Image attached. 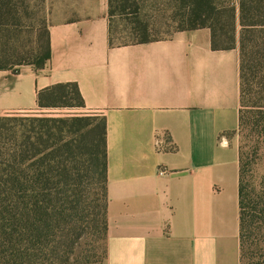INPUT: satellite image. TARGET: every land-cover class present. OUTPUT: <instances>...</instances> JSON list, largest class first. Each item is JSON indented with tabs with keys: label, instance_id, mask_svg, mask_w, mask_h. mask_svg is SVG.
Listing matches in <instances>:
<instances>
[{
	"label": "crops",
	"instance_id": "1",
	"mask_svg": "<svg viewBox=\"0 0 264 264\" xmlns=\"http://www.w3.org/2000/svg\"><path fill=\"white\" fill-rule=\"evenodd\" d=\"M28 2L50 58L0 70V118H105L103 264H240L238 47L213 49L207 28L110 46L108 0ZM60 84L84 106L40 108L38 93Z\"/></svg>",
	"mask_w": 264,
	"mask_h": 264
},
{
	"label": "trees",
	"instance_id": "2",
	"mask_svg": "<svg viewBox=\"0 0 264 264\" xmlns=\"http://www.w3.org/2000/svg\"><path fill=\"white\" fill-rule=\"evenodd\" d=\"M130 0H108V43L158 39L162 21L181 31L207 28L213 49H239L240 264H264V0H171L169 15L138 16ZM135 7V9H134ZM129 17L117 40V17ZM18 9L0 0V70L19 49L3 41ZM239 25V37L237 26ZM183 26V27H182ZM44 40L23 49V64L43 68ZM225 38V39H223ZM227 40L228 44L220 42ZM132 41V42H129ZM40 108L83 107L75 84L38 93ZM106 120L95 115L0 118V264H103L107 234ZM85 233V235H84Z\"/></svg>",
	"mask_w": 264,
	"mask_h": 264
},
{
	"label": "rangeland",
	"instance_id": "3",
	"mask_svg": "<svg viewBox=\"0 0 264 264\" xmlns=\"http://www.w3.org/2000/svg\"><path fill=\"white\" fill-rule=\"evenodd\" d=\"M13 5L16 6L18 9V17L19 22H17L16 27L10 26V28H6L2 33L4 35L3 41H8V44L11 47H17L19 49V54L15 55L9 60H7V64L10 67H17L18 63H22L23 59L25 58L23 54V49L31 48V46H34L37 42L44 40V32L45 27L42 23V12L39 7L36 6V4L31 5L29 4L28 0H12ZM130 3L136 4L135 7L138 9L137 13L140 17H145V19L153 21L155 17H161V15H169V9L171 7V0H130ZM134 7V9H135ZM117 22V40H115V44L121 43V42H127L125 40L119 39L122 36H125L126 34H121L124 31H127L125 29L126 25L129 24V17L126 18L123 17H117L115 18ZM183 27V26H182ZM181 28H174L173 26L166 25L164 21H162L161 25L156 26L150 33V37L153 39H163V38H170L173 37L176 33L180 31ZM239 31L240 27L237 26V36L239 37ZM225 39V38H223ZM1 41V40H0ZM132 42V41H129ZM222 45L228 44L227 40H222L220 42ZM68 109V108H67ZM76 112L73 110H66L65 113H62L61 115H74ZM16 117H23V116H31V115H47L49 114H34V113H27V114H13ZM97 119H100L101 116L96 115ZM236 134V133H235ZM236 137H239L236 134ZM85 235V233H84Z\"/></svg>",
	"mask_w": 264,
	"mask_h": 264
},
{
	"label": "built area",
	"instance_id": "4",
	"mask_svg": "<svg viewBox=\"0 0 264 264\" xmlns=\"http://www.w3.org/2000/svg\"><path fill=\"white\" fill-rule=\"evenodd\" d=\"M156 144L158 145V147H161V142L159 141V139L156 140ZM159 174L160 175H165L166 171L165 170H160Z\"/></svg>",
	"mask_w": 264,
	"mask_h": 264
}]
</instances>
